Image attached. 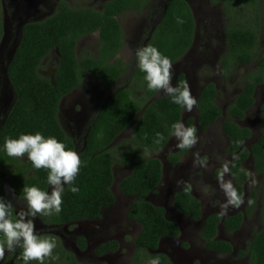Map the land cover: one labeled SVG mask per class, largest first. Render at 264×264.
Returning a JSON list of instances; mask_svg holds the SVG:
<instances>
[{
    "label": "trees",
    "instance_id": "trees-1",
    "mask_svg": "<svg viewBox=\"0 0 264 264\" xmlns=\"http://www.w3.org/2000/svg\"><path fill=\"white\" fill-rule=\"evenodd\" d=\"M104 1L101 10L90 7L75 8L65 1H60L50 17L31 22L23 28L17 50L7 68L16 101L0 130V173L8 177L10 192L18 199H23L22 190L25 185L36 186L50 193L51 186L47 183L48 170H37L32 163L21 167L19 160L7 155L4 149L6 138L15 139L22 134L34 135L39 132L45 138H56L65 144L67 150L77 152L82 163L74 186L78 187L79 191L74 194L69 190L70 186L65 185L62 211L58 215L50 216L37 214V218L47 225L64 226L101 219L103 210L112 207L116 201L111 191L114 184V167L118 165L128 169L130 174L121 181L120 189L126 197L133 200L127 212L128 219L141 227L134 240L136 253L130 264H149L155 257H159L160 264H171L165 255L158 253V249L163 240L179 238L180 229L175 222L167 219L164 208L156 207L149 201V197L157 192L162 182L163 166L160 160L146 158L138 150L158 151L165 148L173 137L171 126L176 122L182 123L185 108L173 103L169 96L155 99L157 91L148 89L145 73L138 68L135 51L151 44L167 56L173 65L184 58L192 48L196 21L188 0H165L161 5L151 8L152 3L157 0ZM211 2L214 5L222 3L226 17V53L221 62L225 77L232 75L234 64L247 66L256 62L258 66L245 77L241 94L225 111L226 118L222 130L229 139L227 153L239 157L232 159L231 174L242 197L244 185L250 178L241 171L242 164L250 155L254 160L255 174L262 178L263 184L258 192L249 190L253 201L251 206L253 207L259 199L260 213L264 220V104L260 110L261 137L251 148L246 147L244 142L251 138L252 131L238 123L247 117L253 107L257 85L264 84V56L259 58L256 53L258 31L242 21V7L258 9L256 18L259 21L264 14V0ZM236 5H239V9ZM144 12L151 14L150 22L147 24L148 28L146 26L142 31L143 39L127 64L119 58L124 48V33L118 18L127 13ZM177 18L182 19L183 24H178ZM3 29L0 15V40L4 34ZM94 34L99 36L96 55L89 51L78 55L79 42ZM52 55H56L58 62L55 76L51 80L40 75V69ZM86 76L97 79L110 91L87 124L78 143L61 126L59 107L66 96L83 84ZM118 81L123 85L118 84L115 87ZM184 83H187L186 76L181 74L176 86ZM219 94L214 83L210 82L202 87L196 110L197 125L203 131L217 123L223 115L216 104ZM194 121V118L189 119L186 126H194ZM128 130H131L129 141L135 146L119 145L115 149L118 137ZM157 132L164 136V140L159 144L155 143ZM187 150L170 156L169 161L174 165L179 163ZM11 168L16 170L1 171ZM7 195V189L0 179V197L7 201ZM173 205L180 214L191 221L202 219L201 204L192 195L191 190L183 188L178 191L174 196ZM254 208H250L248 213L251 214ZM15 214L14 210L13 215ZM242 217V214H238L226 220L224 225L228 232L231 233L241 226ZM221 219L220 215H210L204 223L201 238L206 250L227 254L233 251L231 244L215 240ZM43 236L55 238L57 246L52 255L59 257L48 258L45 264H80L74 254L62 247L59 238L51 234ZM2 239L1 235L0 240ZM77 245L82 252L85 251L86 238L79 236ZM118 249V243L108 242L98 247L96 254L103 256L116 253ZM15 251L21 257L18 263L24 264L22 248ZM247 254L250 256L248 264H264V224L255 235ZM30 264L37 262L32 261Z\"/></svg>",
    "mask_w": 264,
    "mask_h": 264
},
{
    "label": "rangeland",
    "instance_id": "rangeland-1",
    "mask_svg": "<svg viewBox=\"0 0 264 264\" xmlns=\"http://www.w3.org/2000/svg\"><path fill=\"white\" fill-rule=\"evenodd\" d=\"M60 1L67 2L71 7H90L96 10H101L105 2L104 0H1L0 15L5 25V31L0 41V48L1 55L5 59L2 58L0 62V78L2 80L0 103L14 99L13 90L5 78L4 71L5 65L8 64L12 56L13 47L20 41V26L24 22H39L47 19L55 12L56 4ZM164 1H154L150 8L159 6ZM188 1L196 21L195 40L185 57L173 64L171 83L176 86L178 77L181 74L186 75L187 85L196 100L205 84L210 82L216 84L220 93L216 104L222 112H225L234 99L241 94L245 77L248 73L254 72L258 66L256 62H252L247 66L234 64L232 75L229 78L225 77L221 65L222 58L226 53V22L222 7L221 5H214L212 2L209 3L208 0ZM236 6L239 9V5ZM242 9L245 14L242 21L249 23L258 31L256 53L261 58L264 56V18H261V16L260 20L257 21L256 13L259 11L258 9L256 10L250 6H243ZM150 15L148 12L140 14L127 13L118 18L124 33V48L119 58L125 63H130L135 48L143 39L142 31L150 22ZM98 44V34L83 38L78 45V55H82L84 51H89L94 55ZM57 62L56 55H52L42 65L40 75L49 77L52 80L55 76ZM119 84L123 85L122 82ZM257 92L258 97L264 99V86L260 87ZM108 93L109 90L100 81L86 76L83 84L61 101L59 120L61 126L71 138L75 139L83 136L87 124L95 116ZM166 96L163 91H157L155 99ZM193 118H197L196 107L192 112H187L184 109L182 123L185 124L186 121ZM257 119V108H254L249 113L247 121L241 123L242 126L253 129L254 134H256L254 139L246 143L247 147L251 146L258 136L259 125ZM224 120L225 118H221L206 132L199 131L197 134L198 143L183 154L177 165L169 161L170 156L182 152L181 149L176 147L178 141L175 137L162 150H138L146 158L160 160L163 166L162 182L157 188V192L149 197V201L156 207L164 208L167 212V219L177 223L180 227V237L174 241H162L158 251L159 254L167 256L171 264H245V258L239 252L243 250L244 244L250 239L249 226L251 228V222L244 226L243 233L241 232L233 238L229 237L226 231L220 227V238L230 240L235 245L237 252L230 256H214L205 251L203 247L201 239L203 222H190L173 205L175 194L184 188L183 186L178 187L176 182L182 180L191 184L193 195L201 201L204 218L214 213L220 214L221 205L225 202V195L219 187L217 173L225 161H229V156L226 154L228 141L222 131ZM130 138L131 130H128L116 140L114 148L116 149L119 145L135 146L129 141ZM195 153H199L201 159H207L206 168L193 166ZM113 171L114 184L111 191L115 195L116 201L111 208L103 211L100 220L67 225L57 230L39 227L41 231L46 230V233L59 238L62 247L74 254L80 264H130L136 253L134 240L138 236L141 227L128 219L127 212L133 200L126 197L120 189L121 181L129 176L130 171L118 165L114 167ZM255 178L257 180L256 185L253 186L248 183L244 187L247 194H249V190H257L261 186L262 179L259 180V177L256 176ZM225 179H231V176L226 175ZM248 200L249 196L245 197L241 207H230L227 215H223V217L244 212ZM252 221L257 220L254 218ZM256 228L257 225L254 226V230ZM36 229L39 232V229ZM79 236L87 239V249L83 252L80 251L77 245ZM108 242L118 243V251L103 256L97 255V248ZM172 252H175V257L170 255ZM152 254L150 253V255Z\"/></svg>",
    "mask_w": 264,
    "mask_h": 264
},
{
    "label": "clouds",
    "instance_id": "clouds-1",
    "mask_svg": "<svg viewBox=\"0 0 264 264\" xmlns=\"http://www.w3.org/2000/svg\"><path fill=\"white\" fill-rule=\"evenodd\" d=\"M183 20L177 18L178 24ZM79 45V44H78ZM137 65L140 71L145 73V81L149 90L163 91L171 97L172 102L192 112L197 105L196 98L192 95L187 83L173 86L172 61L164 56L151 44L138 48L135 51ZM72 94V93H71ZM171 135L178 141L176 147L181 150L193 148L198 143L197 129L194 126H185L176 122L172 126ZM164 140L162 133H156L155 143ZM4 149L10 157H24L31 161L37 170L47 169V183L51 186L50 193L36 186L25 185L22 190L23 200L26 201L27 210H20L13 215L14 209L10 201L0 197V260L5 256L6 250L14 252L16 248H22V259L24 264L36 261L37 264H45L46 259H59L53 257L56 248V240L51 236H39L36 234L34 218L37 214L50 216L62 211V195L65 185H69L72 193H77L79 188L74 186L75 179L79 174L81 159L77 152L67 150L65 144L54 137L45 138L41 133L22 134L19 138H6ZM193 166L207 167V159H201L199 153L194 154ZM239 159L234 156L233 160ZM230 161H225L217 173V180L221 191L225 195V202L221 205L220 215H227L230 207L238 208L244 203L242 195L232 183L231 179H225L230 174ZM250 177L251 185H256L257 180L251 171H245ZM177 186H183L190 191L191 184L178 180ZM8 193V191H7ZM249 204L253 203L251 200ZM104 211V210H103ZM102 217V216H101ZM100 220V219H99ZM160 247V246H159ZM149 264H160L159 257L149 261Z\"/></svg>",
    "mask_w": 264,
    "mask_h": 264
},
{
    "label": "flooded vegetation",
    "instance_id": "flooded-vegetation-1",
    "mask_svg": "<svg viewBox=\"0 0 264 264\" xmlns=\"http://www.w3.org/2000/svg\"><path fill=\"white\" fill-rule=\"evenodd\" d=\"M208 2L209 3H211V0H208ZM0 4H1V0H0ZM58 4V3H57ZM57 4H56V7H57ZM213 5V4H212ZM218 5H221V7H222V3H219ZM55 10H56V8H55ZM54 10V11H55ZM223 11V10H222ZM242 12H243V10H242ZM233 13H234V11H233ZM54 14V13H53ZM223 15H224V18H225V22H226V17H225V13L223 12ZM234 15L236 16V14L234 13ZM245 16V14H244V12H243V16H242V19H243V17ZM239 18H241V17H239ZM261 18H264V14L262 15V17ZM2 24H3V28H4V23H3V20H2ZM225 28H226V23H225ZM4 31H5V28L3 29ZM20 31V30H19ZM21 34V33H20ZM95 35V34H94ZM94 35H91V36H88V37H92V36H94ZM3 36H4V34H3ZM85 38H87V37H85ZM1 40H2V38H1ZM0 40V41H1ZM19 43V42H18ZM18 44H16L13 48H15L16 46H17ZM97 48H98V46H97ZM14 51V50H13ZM92 52V51H91ZM96 53H97V49H96V51H95V54L94 55H96ZM120 55V54H119ZM12 57V56H11ZM11 57H10V60H9V62H11ZM127 64H129V63H127ZM257 64V63H256ZM186 76V75H185ZM0 77H1V73H0ZM92 78V77H91ZM7 80V79H6ZM7 82H8V80H7ZM121 81H118L117 83H115V87H117V85L120 83ZM186 82H187V78H186ZM9 83V82H8ZM2 84V80H1V78H0V85ZM176 85H177V82H176ZM264 86V84H262V85H257V87H256V90H255V93H254V99H255V103H254V105H253V107L250 109V111L247 113V117L244 119V120H242V121H240V122H238L240 125H241V123L242 122H246L247 121V118H248V115H249V113L251 112V111H253V109L254 108H257V113H258V125H259V133H258V136L256 137V139L254 140V142L252 143V145L253 144H255L256 142H258V140L260 139V137H261V133H262V128H261V114H260V110H261V107H262V105L264 104V99L263 98H261V97H258V89L260 88V87H263ZM12 88V87H11ZM12 90H13V93H14V99L12 100V101H6V102H4V103H0V130H1V128L4 126V124H5V122H6V119H7V117H8V115H9V113H10V111H11V109H12V107L14 106V104H15V101H16V94H15V91H14V89L12 88ZM202 90V89H201ZM201 90H200V92H199V95H198V97H197V102H198V99H199V97H200V94H201ZM76 91V90H75ZM110 91V90H109ZM73 93V92H72ZM71 95V94H70ZM69 96V95H68ZM107 96V95H106ZM106 96H105V98H106ZM67 97V96H66ZM65 97V98H66ZM105 101V99L103 100V102ZM102 102V103H103ZM257 104H259L258 106H256ZM101 106V105H100ZM221 118H226V112H224L223 111V115H222V117ZM220 118V119H221ZM220 119L218 120V121H220ZM217 121V122H218ZM182 122H183V116H182ZM187 122V121H186ZM215 124V123H214ZM213 124V125H214ZM212 125V126H213ZM185 126H186V123H185ZM194 126H196L197 127V131L199 132V131H203V130H201V128L200 127H198V125H197V118L195 119V121H194ZM212 126H210L209 128H208V130L212 127ZM243 127H245V126H243ZM248 128V127H247ZM250 129V128H249ZM208 130H206V131H208ZM251 131H252V136H251V138H249V139H247L245 142H244V145L246 146V143L248 142V141H250V140H252V139H254L255 138V136H256V134H254V130L253 129H250ZM85 131V130H84ZM205 131V132H206ZM223 131V130H222ZM198 132H197V134H198ZM224 134V133H223ZM225 136V135H224ZM174 137V136H173ZM172 137V138H173ZM226 137V136H225ZM119 138V137H118ZM171 138V139H172ZM81 139H82V136L81 137H76L75 138V141H77L78 143L81 141ZM171 139L169 140V142H171ZM226 139H227V141H228V145H229V139L226 137ZM169 142L167 143V145L169 144ZM167 145H166V147H167ZM228 145L226 146L227 148H226V154L229 156V161L231 162V165H230V176H231V179H232V181H233V183L235 184V187H237V184H236V182H235V180H234V178H233V176H232V174H231V169H232V159H233V156L232 155H229L228 153H227V150H228ZM251 145V146H252ZM251 146H249L248 148H251ZM247 147V146H246ZM17 160H19L20 162H21V167H24L25 165H28V164H31V161H29L28 160V158H27V156H25V157H20V158H17V157H15ZM177 165V164H176ZM242 167H243V169L244 170H246V171H251L256 177H259V180H261L262 178L260 177V176H257L256 174H255V168H254V160H253V158H252V156L250 155V157H249V159L248 160H246L245 161V163L244 164H242ZM16 170V169H15ZM14 169H10V170H1V171H15ZM0 179H1V181H2V184H3V186L7 189V191H8V195H7V201H10L11 203H12V205H13V208H14V210H15V213H18L20 210H27V205H25V201L23 200V199H18V198H16V197H14L13 196V194L10 192V189H9V187H8V185H9V181H8V177L5 175V174H3V173H0ZM250 179L251 178H249V180H248V182H247V184L248 183H250ZM246 184V185H247ZM263 183L261 182L260 183V185H262ZM246 185H244V187L246 186ZM259 185V186H260ZM183 189V188H182ZM181 189V190H182ZM259 189H260V187L257 189V190H255V191H259ZM254 190V189H253ZM180 191V190H179ZM191 193H192V195H193V188H191ZM152 195H154V194H152ZM194 196V195H193ZM247 196H249V200H251V196H250V192H249V194H247L246 193V190H245V188H244V196H243V199L245 200V197H247ZM195 197V196H194ZM196 198V197H195ZM197 199V198H196ZM198 200V199H197ZM248 200V201H249ZM174 201V200H173ZM199 202H200V204H201V212H202V219L200 220V221H191L190 219H188L187 217V219L188 220H190V222H193V223H199V222H203L202 223V229H203V226H204V223H205V221H206V219L209 217H206V218H204V216H203V211H202V208H203V205H202V203H201V201L200 200H198ZM248 201H247V203H248ZM253 202V201H252ZM243 205V204H242ZM241 205V206H242ZM240 206V207H241ZM255 207V208H254ZM260 201H259V199H258V201L254 204V206L252 207L251 206V204H246V207H245V211L244 212H241V213H238V214H242V224H241V226L238 228V229H236L235 231H233V232H228V230L226 229V227H225V222H226V220L227 219H229V218H231V217H233V216H236V215H238V214H235V215H230V216H222V215H220V214H218V213H214V214H217V215H220L221 216V220H220V222H219V224H218V230H217V234H216V237H215V240H217V241H224V242H227V243H229V244H231V247H232V252L231 253H227V254H220V253H217V252H211V251H208V250H206L205 248H204V250L205 251H207L208 253H210V254H212V255H214V256H218V255H220V256H230L231 254H236V247H235V245L230 241V240H227V239H221L220 238V227L221 228H223V230L224 231H226V233L228 234V236L229 237H237V235L238 234H241V232L243 233V231L245 230V225L248 223V222H251L250 223V225H251V228H250V226H249V236H250V239H249V241L247 242V243H245L244 244V247H243V250L242 251H240L239 252V254H243V258H245L244 260H245V264H248L249 263V261H250V256H249V254H247V252H248V249H249V247H250V245L253 243V241H254V238H255V235L257 234V232H259L262 228H263V224H264V220H263V217H262V215H261V213H260ZM111 208V207H110ZM252 209V208H254L253 210H252V213L251 214H249L248 212H249V209ZM107 209V208H106ZM176 209V208H175ZM105 210V209H104ZM166 211V210H165ZM103 213V212H102ZM182 215V214H181ZM184 216V215H183ZM166 217H167V212H166ZM185 217V216H184ZM254 218H256V220L257 221H255V222H253L252 220L254 219ZM32 219H34V223H35V229L36 228H38L39 229V227H43V228H48V229H59V228H61V227H63V226H57V225H47V224H45L40 218H37V215L34 217V218H32ZM131 221V220H130ZM83 222H85V221H83ZM134 222V221H133ZM81 223V222H80ZM134 223H136V222H134ZM137 224V223H136ZM177 224V223H176ZM138 225V224H137ZM178 225V224H177ZM255 225H257V228L254 230V226ZM64 226H67V225H64ZM178 227H179V225H178ZM179 229H180V227H179ZM222 230V229H221ZM39 232H37V229H36V234L37 235H49L50 233H46V230H44V231H41L40 229L38 230ZM255 231V232H254ZM254 232V233H253ZM180 234H181V231H180ZM0 237H1V235H0ZM56 237V236H55ZM86 238V237H85ZM178 239V238H177ZM202 239V238H201ZM235 239H237V238H235ZM175 239H168V240H163V242H165V241H174ZM203 241V240H202ZM86 243H87V239H86ZM162 243V242H161ZM161 243H160V246H161ZM106 244V243H105ZM203 247H204V241H203ZM19 248V247H18ZM18 248H16V249H18ZM159 249H160V247H159ZM81 251V250H80ZM172 257H175L174 255H175V252H172V254H170ZM167 257V256H166ZM21 257H20V255L16 252V251H14V252H8L7 250H6V252H5V256H4V258L2 259V260H0V264H17L18 263V260L20 259Z\"/></svg>",
    "mask_w": 264,
    "mask_h": 264
},
{
    "label": "water",
    "instance_id": "water-1",
    "mask_svg": "<svg viewBox=\"0 0 264 264\" xmlns=\"http://www.w3.org/2000/svg\"><path fill=\"white\" fill-rule=\"evenodd\" d=\"M191 6V5H190ZM165 10H167V7H166V9ZM29 23H31V22H24L21 26H20V33H22V30H23V28L27 25V24H29ZM17 47H18V45L14 48V51H13V53H12V57H11V59H13V56H14V54H15V52H16V50H17ZM5 59V57H2V55H1V48H0V62H1V59ZM9 63V62H8ZM8 65L9 64H7V65H5V71H4V75H5V78L8 80V82H9V84L11 85V83H10V81H9V78H8V70H7V68H8ZM1 73V72H0ZM11 87H12V85H11ZM13 88V87H12ZM158 251H159V249H158Z\"/></svg>",
    "mask_w": 264,
    "mask_h": 264
}]
</instances>
